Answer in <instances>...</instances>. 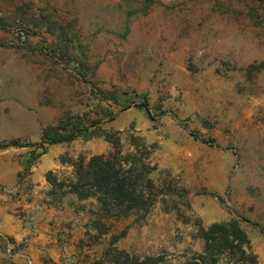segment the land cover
I'll return each mask as SVG.
<instances>
[{
    "label": "rangeland",
    "instance_id": "1",
    "mask_svg": "<svg viewBox=\"0 0 264 264\" xmlns=\"http://www.w3.org/2000/svg\"><path fill=\"white\" fill-rule=\"evenodd\" d=\"M196 1L0 0V143H30L0 148V195L33 197L36 143L61 122L91 131L61 160L110 152L107 133L137 137L180 187L109 243L81 239L67 264H188L198 229L230 219L264 264V0Z\"/></svg>",
    "mask_w": 264,
    "mask_h": 264
},
{
    "label": "trees",
    "instance_id": "2",
    "mask_svg": "<svg viewBox=\"0 0 264 264\" xmlns=\"http://www.w3.org/2000/svg\"><path fill=\"white\" fill-rule=\"evenodd\" d=\"M104 98V97H103ZM138 107L150 112V104L144 100ZM89 127L68 126L64 122L44 129L42 140L36 143L43 147L40 156L45 152V144H56L75 140L80 135L91 133ZM106 139L112 143L108 153L94 154L86 159L80 156L72 164L73 177L60 179L54 171L47 173V180L53 188L50 191L52 201L57 202L66 194H75L80 200L93 199L92 205L97 209L90 211L97 215L95 225L99 234L108 230V220H119L136 215L141 220L149 214L159 202L163 204L180 196V187L170 175L157 177L158 165L152 160L153 150L145 141L135 140L125 146L121 137L107 133ZM18 140L0 143V148L8 146H28ZM66 162L67 160H62ZM126 234L122 231L116 238ZM197 236L205 241L204 251L195 256L188 264H245L236 256L250 258V264H258L250 239L238 219L213 222L208 227L198 229ZM109 250L108 254L112 253ZM124 256V251L118 252ZM146 260H150L148 257ZM143 261L142 263L146 262Z\"/></svg>",
    "mask_w": 264,
    "mask_h": 264
},
{
    "label": "crops",
    "instance_id": "3",
    "mask_svg": "<svg viewBox=\"0 0 264 264\" xmlns=\"http://www.w3.org/2000/svg\"><path fill=\"white\" fill-rule=\"evenodd\" d=\"M196 2L181 0V9L194 6ZM65 144H45V152L31 165L28 183L32 198L0 195V234L11 238L15 247L9 254L7 241L0 236V264H67L65 256L79 255L81 239L89 235L96 237V243L90 248L107 244L115 233H119L120 225L129 219L108 220V230L99 234L95 225L98 217L90 211L97 209L96 204L92 205L93 199L80 200L75 194H66L57 202L51 200L46 173L74 168L73 164L61 160L65 151L75 153L73 147L63 146ZM42 150L41 146L35 148L36 152Z\"/></svg>",
    "mask_w": 264,
    "mask_h": 264
},
{
    "label": "built area",
    "instance_id": "4",
    "mask_svg": "<svg viewBox=\"0 0 264 264\" xmlns=\"http://www.w3.org/2000/svg\"><path fill=\"white\" fill-rule=\"evenodd\" d=\"M13 250H14V245L11 241H7V245H6V251L9 253V254H12L13 253Z\"/></svg>",
    "mask_w": 264,
    "mask_h": 264
}]
</instances>
